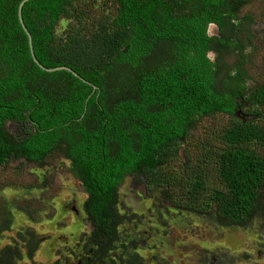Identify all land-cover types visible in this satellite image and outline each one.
<instances>
[{
  "label": "trees",
  "instance_id": "1",
  "mask_svg": "<svg viewBox=\"0 0 264 264\" xmlns=\"http://www.w3.org/2000/svg\"><path fill=\"white\" fill-rule=\"evenodd\" d=\"M22 1L0 0V171L22 161L45 176L50 159L68 161L69 178L87 195L86 245L95 247L94 262L111 255L126 220H140L119 209L128 177L153 185L178 212L215 215L224 227L264 219V82L248 88L208 57L245 47L252 17L239 14L249 0H94L112 7L96 28L82 26L91 17L79 0L27 2L22 19L36 60L80 78L33 61L18 20ZM62 20L71 24L58 36ZM211 25L218 37L208 36ZM220 115L229 125L212 136L214 144L202 141L222 152L216 183L193 164V150L184 149L190 180L173 192L165 165L178 160L199 123ZM47 182L41 177L39 185L46 189ZM7 205L0 242L14 225ZM17 233L20 245L0 244V264L33 262L39 234ZM134 243L120 264H143Z\"/></svg>",
  "mask_w": 264,
  "mask_h": 264
},
{
  "label": "rangeland",
  "instance_id": "2",
  "mask_svg": "<svg viewBox=\"0 0 264 264\" xmlns=\"http://www.w3.org/2000/svg\"><path fill=\"white\" fill-rule=\"evenodd\" d=\"M77 6L87 7L91 18L84 19L82 26L86 27L96 28L99 19L112 14V7L103 1L79 0ZM247 15L252 20L247 22L249 37L245 44L242 41L245 47L211 52L208 57L212 63L217 61L224 72H231L248 88H253L264 82V0H249L239 14L241 18ZM70 24L71 20H62L57 35L68 30ZM207 34L218 37L217 27L209 26ZM228 123L229 119L220 115L203 120L190 132L178 160L165 165L164 181L175 188L165 187L177 192L178 182L183 186L188 184L191 165H187L190 171L185 168L184 149L188 150V155L193 150V164L206 176L212 175L216 183L217 160L222 152L213 153L202 141L214 144L212 136ZM46 167L49 169L45 176L44 169L37 170L35 165H25L22 161L10 162L0 171V213L6 201L8 210L15 214L12 230L1 236V246L20 245L15 235L27 229L37 232L42 240L33 262L25 260L23 263L120 264L127 260L128 248L134 250L130 244L133 241L143 264H264V219H252L246 227H224L215 215L195 216L185 209L178 212L153 185L140 184L129 177L119 190V209L127 217L134 214L140 220H126L119 227L120 237L111 255L94 262L95 247L86 245L92 230L83 209L86 193L77 180L69 178L68 161L52 158ZM41 177L48 181L46 189L39 185Z\"/></svg>",
  "mask_w": 264,
  "mask_h": 264
},
{
  "label": "water",
  "instance_id": "3",
  "mask_svg": "<svg viewBox=\"0 0 264 264\" xmlns=\"http://www.w3.org/2000/svg\"><path fill=\"white\" fill-rule=\"evenodd\" d=\"M29 1H32V0H23L20 4H19V7H18V20H19V23L24 31V33L26 34L27 36V39H28V45H29V49H30V54L32 56V59L33 61L41 68L43 69L44 71H47V72H56V71H66L70 74H72L74 77H77V78H80L77 74H75L72 70H70L69 68L67 67H59V68H55V69H46V68H43L39 62L36 60L35 56H34V51H33V45H32V37L30 35V33L28 32L27 28L25 27L24 25V22H23V19H22V8L23 6L29 2ZM81 81H83L81 79ZM251 117H248V119H250Z\"/></svg>",
  "mask_w": 264,
  "mask_h": 264
},
{
  "label": "flooded vegetation",
  "instance_id": "4",
  "mask_svg": "<svg viewBox=\"0 0 264 264\" xmlns=\"http://www.w3.org/2000/svg\"><path fill=\"white\" fill-rule=\"evenodd\" d=\"M245 116H246V115L244 114V118H246Z\"/></svg>",
  "mask_w": 264,
  "mask_h": 264
},
{
  "label": "clouds",
  "instance_id": "5",
  "mask_svg": "<svg viewBox=\"0 0 264 264\" xmlns=\"http://www.w3.org/2000/svg\"><path fill=\"white\" fill-rule=\"evenodd\" d=\"M214 26V25H213ZM248 118V117H247Z\"/></svg>",
  "mask_w": 264,
  "mask_h": 264
}]
</instances>
